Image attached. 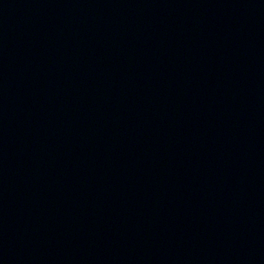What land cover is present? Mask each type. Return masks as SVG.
Returning <instances> with one entry per match:
<instances>
[{"label":"water","instance_id":"1","mask_svg":"<svg viewBox=\"0 0 264 264\" xmlns=\"http://www.w3.org/2000/svg\"><path fill=\"white\" fill-rule=\"evenodd\" d=\"M123 0H0V113Z\"/></svg>","mask_w":264,"mask_h":264}]
</instances>
